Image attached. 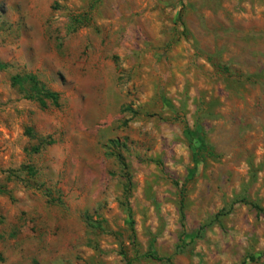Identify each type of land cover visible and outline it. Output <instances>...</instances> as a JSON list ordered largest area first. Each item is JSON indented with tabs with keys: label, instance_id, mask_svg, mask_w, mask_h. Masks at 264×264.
I'll use <instances>...</instances> for the list:
<instances>
[{
	"label": "rangeland",
	"instance_id": "obj_1",
	"mask_svg": "<svg viewBox=\"0 0 264 264\" xmlns=\"http://www.w3.org/2000/svg\"><path fill=\"white\" fill-rule=\"evenodd\" d=\"M0 61V264H264V0H0Z\"/></svg>",
	"mask_w": 264,
	"mask_h": 264
},
{
	"label": "trees",
	"instance_id": "obj_2",
	"mask_svg": "<svg viewBox=\"0 0 264 264\" xmlns=\"http://www.w3.org/2000/svg\"><path fill=\"white\" fill-rule=\"evenodd\" d=\"M7 68L8 65L0 61V71H4ZM12 86L24 92L27 100L37 101L43 108L47 107L48 102H51L54 106H59V93L50 90L35 75H16L12 77ZM40 150V147L34 148L36 153L40 152ZM182 218L184 219V214H182ZM151 256L153 257V255Z\"/></svg>",
	"mask_w": 264,
	"mask_h": 264
}]
</instances>
